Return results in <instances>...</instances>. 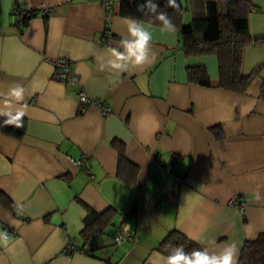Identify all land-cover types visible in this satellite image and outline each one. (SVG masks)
Wrapping results in <instances>:
<instances>
[{
    "label": "crops",
    "instance_id": "0c3cea01",
    "mask_svg": "<svg viewBox=\"0 0 264 264\" xmlns=\"http://www.w3.org/2000/svg\"><path fill=\"white\" fill-rule=\"evenodd\" d=\"M246 1L253 43L241 71L254 75L237 93L218 86L216 56L187 54L177 28L146 20L149 62L100 71L128 36L119 0L109 12L102 0H23L35 11L24 24L15 0H0V110L26 112L21 138L0 128V232H14L0 241V264H163L158 246L171 229L215 253L264 232V0ZM56 58L72 61L76 81L52 78ZM198 64L209 87L187 79ZM17 83L25 100L6 107ZM80 90L110 112L81 104ZM232 199L245 201L242 211ZM84 204L112 208L87 239ZM125 225L132 239L113 244Z\"/></svg>",
    "mask_w": 264,
    "mask_h": 264
},
{
    "label": "trees",
    "instance_id": "16d2710c",
    "mask_svg": "<svg viewBox=\"0 0 264 264\" xmlns=\"http://www.w3.org/2000/svg\"><path fill=\"white\" fill-rule=\"evenodd\" d=\"M144 2L145 0H119L120 15L162 25L153 15L138 11V5ZM154 2L160 5L159 11L166 12L178 29L179 41L187 54L216 56L219 87L237 93H243L247 89L254 74L244 76L241 71L243 51L253 43L248 23L250 4L246 0H177V4L180 5L179 10L167 7V0H154ZM34 13L35 11L21 9L16 14L18 22L26 23L27 18ZM186 75L189 83L205 87L211 85L207 70L202 64L189 66ZM5 119V116H0L1 130L12 137L21 138L25 133L26 120L23 118V127L17 128L13 125H5L3 123ZM113 145L118 151L119 164L130 167L122 143L114 141ZM122 176L125 178V175ZM126 179L134 182V177ZM3 202L7 207H12L11 201L5 199ZM84 207L86 216L81 234L87 239L91 234L102 231L110 224L112 208L97 212L86 204ZM169 245H183L186 252L203 249L177 229L167 232L158 249L167 256L171 251ZM237 264H264V232L244 242L239 250Z\"/></svg>",
    "mask_w": 264,
    "mask_h": 264
},
{
    "label": "clouds",
    "instance_id": "9594fccd",
    "mask_svg": "<svg viewBox=\"0 0 264 264\" xmlns=\"http://www.w3.org/2000/svg\"><path fill=\"white\" fill-rule=\"evenodd\" d=\"M167 7L175 10L180 9L177 0H167ZM160 5L154 0H145L143 4L138 5V11L144 14H150L160 21L163 27L174 29L171 18L164 11H159ZM145 10H147L145 12ZM128 36L122 38L119 48H109L108 52L111 59L107 64H101L100 71L105 67L115 70L117 73L125 72L129 66H143L149 62L150 44L153 39L152 32L145 23L135 17L126 18ZM123 49V51L120 50ZM4 104L6 107H11L13 101L16 103L25 100V88L17 83L10 87L5 94ZM26 112L21 109L15 111L0 110V116H5L3 121L5 125H13L17 128L23 127V117ZM0 241L7 243V232H0ZM171 251L166 257H163V264H237L239 249L235 243L225 246L219 253L210 252L207 248L194 249L191 252H186L183 245H169Z\"/></svg>",
    "mask_w": 264,
    "mask_h": 264
},
{
    "label": "built area",
    "instance_id": "2783aa9c",
    "mask_svg": "<svg viewBox=\"0 0 264 264\" xmlns=\"http://www.w3.org/2000/svg\"><path fill=\"white\" fill-rule=\"evenodd\" d=\"M23 3V0H15V5L13 7V12H15V14H18L20 12L21 8V4ZM113 3V0H102V5L104 7V9L109 12L111 5ZM38 12L41 13L42 15L46 16L50 13V8L42 5L39 9ZM52 78L57 80V81H61V82H67V81H76V75L73 72L72 69V61L66 58H56L52 61ZM78 99L79 102L83 105H88V104H92V105H97L100 106L103 113L107 114L110 112V107L106 104H101L99 101L95 100V99H91L89 98V96L83 91L80 90L78 92ZM79 168H84L83 166V160H76L74 162ZM230 204L232 205H236L239 210H243L244 206H245V201L241 200L238 201L236 199H232L230 200ZM3 232H7L8 237L11 235L12 232L9 228H4ZM133 234L131 233V231H129V229L127 228V225L118 228V230L116 231L114 237H113V242L115 245H120L122 244L124 241H127L129 239H132ZM74 250L72 244L69 242L67 244V246H65V252H69L72 253Z\"/></svg>",
    "mask_w": 264,
    "mask_h": 264
},
{
    "label": "rangeland",
    "instance_id": "374dc122",
    "mask_svg": "<svg viewBox=\"0 0 264 264\" xmlns=\"http://www.w3.org/2000/svg\"><path fill=\"white\" fill-rule=\"evenodd\" d=\"M114 244V243H113Z\"/></svg>",
    "mask_w": 264,
    "mask_h": 264
}]
</instances>
